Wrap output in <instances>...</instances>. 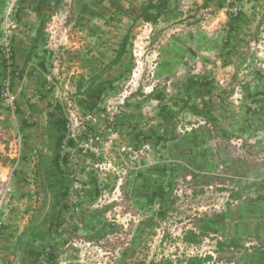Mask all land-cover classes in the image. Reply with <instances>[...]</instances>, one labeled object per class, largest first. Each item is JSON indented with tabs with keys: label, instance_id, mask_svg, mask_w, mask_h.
Instances as JSON below:
<instances>
[{
	"label": "rangeland",
	"instance_id": "1",
	"mask_svg": "<svg viewBox=\"0 0 264 264\" xmlns=\"http://www.w3.org/2000/svg\"><path fill=\"white\" fill-rule=\"evenodd\" d=\"M131 1L137 6L125 38L99 74L48 76L56 91L69 83L70 99L62 102L75 110L67 113L61 170L42 165L50 141H29L19 160L0 157L16 172L0 250L9 243L31 248L41 253L39 264H187L207 257L202 264H264V76L248 75L251 65L237 69L240 52L215 24L222 7L232 17L237 4L172 0L170 19L152 25L139 10L146 0ZM3 3L8 21L21 0ZM81 3L62 0L65 11ZM71 21L66 15L56 34L62 45L55 51L66 56V41L79 35L67 28ZM258 51L264 71V46ZM224 56L235 61L225 64ZM93 87L100 97L91 103ZM61 187L66 195H55ZM21 203L36 206H27L33 219L19 244L3 229L22 224L28 209L19 210ZM206 224L214 231L198 245L184 241Z\"/></svg>",
	"mask_w": 264,
	"mask_h": 264
},
{
	"label": "crops",
	"instance_id": "2",
	"mask_svg": "<svg viewBox=\"0 0 264 264\" xmlns=\"http://www.w3.org/2000/svg\"><path fill=\"white\" fill-rule=\"evenodd\" d=\"M4 1L0 0V135L8 136L5 135L6 138L2 139L5 140V144L0 140V150L1 147L4 148L0 157L15 159L12 148L17 135L23 136L24 147L21 151L23 156L29 141L36 140L38 144L51 141L57 118L61 116L66 121L69 118L67 113L75 112L70 109L71 105L67 107L58 98L61 91L57 89V92L50 87L48 76L60 74L64 78L83 76L89 79L99 74L104 65L114 60L116 44L125 38L124 32L127 31L125 29L137 4L131 0H81L82 3L74 8V11H65L62 0H21L15 9L10 10L12 12L10 16L14 18L4 21ZM234 2L239 7V13L228 17L227 9L222 7L215 24L221 22L223 25L221 29L226 34L225 43L240 53L236 57V62L235 57L229 56H224L222 60L225 64L231 63L232 60L237 69L241 70L251 65L252 70L247 74L252 75V78L256 75L264 76V71L260 69V61L263 59H259L261 55L258 51L264 46V0ZM66 15L76 18V21L67 24V28L79 33L77 38L73 37L75 40L66 41V48L72 50L67 56L55 51L62 45L61 41L56 39V34L64 28ZM169 19L168 14H165L159 23L162 24ZM48 48H52V51ZM7 50L11 51V65L6 58ZM252 64L259 65V69L255 66L253 69ZM6 82L10 84L15 110L6 106L3 100ZM74 91H78L77 86H72V93ZM2 159L0 178L5 180L11 174L13 180L15 169L4 164ZM27 204L36 206V203ZM28 205L21 203L16 207L25 210ZM27 209V215L21 217L22 224L12 228L11 233L6 228L3 229V234L7 232L9 239L14 236L19 244L33 219L32 209L30 207ZM4 236L6 237V234ZM13 247L12 243H9L8 250L7 248L0 250V264H39L31 248L20 251L16 245L13 244Z\"/></svg>",
	"mask_w": 264,
	"mask_h": 264
},
{
	"label": "trees",
	"instance_id": "3",
	"mask_svg": "<svg viewBox=\"0 0 264 264\" xmlns=\"http://www.w3.org/2000/svg\"><path fill=\"white\" fill-rule=\"evenodd\" d=\"M171 2L172 0H146V3L143 4L139 9L141 13L142 21L144 23H150L152 25H157L160 19L167 13ZM77 89H78V92L81 91L82 89L81 83L77 86ZM102 89L103 87L100 86L101 91ZM95 97H100V94L98 91H94V87H93V89L91 88L87 92L86 99L92 103L93 98ZM54 128H55V132L53 136L50 135L51 141H50V144L48 145V149H50L51 151L50 156H46L42 158L44 161V163L42 162V165L47 164L48 166L53 167V169L55 170H58V169L61 170L63 162H62V156H61L60 150L63 146V142L65 139V130H66L65 119H63V117L61 118V116L58 117L57 122L54 124ZM63 161L66 162L65 159ZM57 174L61 175L60 172H58ZM57 174L55 175V177H58ZM59 192H57L55 195H64V196L66 195V190L63 187L60 188ZM213 231L214 229L209 224H206L202 227L201 232L199 234L194 231H189L186 234L184 241L187 244L198 245L202 241V238L207 237L210 234V232H213ZM233 242L235 243V241ZM219 244L223 246L222 243H219ZM33 256L36 260H38L39 257L41 256V253L34 252ZM52 258H53V254L51 253L49 256H47L46 260L52 261L53 260ZM210 259L211 257H207L205 259L194 258L192 260H189L187 264H202L206 260H210ZM158 264H173V262L169 259L167 260L165 259V260L160 261Z\"/></svg>",
	"mask_w": 264,
	"mask_h": 264
},
{
	"label": "built area",
	"instance_id": "4",
	"mask_svg": "<svg viewBox=\"0 0 264 264\" xmlns=\"http://www.w3.org/2000/svg\"><path fill=\"white\" fill-rule=\"evenodd\" d=\"M231 11L234 15H237L239 13V7L236 6L232 8ZM6 58L8 62L12 64V57H11L10 50L6 51ZM48 81L52 83V78L48 77ZM4 87L5 88L3 90V95H2L3 100L6 106H8L11 110H15L14 98H13V95L11 94L9 82H6ZM70 92L71 91L69 88V83L65 84L58 98L61 100L68 101L70 99ZM22 147H23V136L22 134H19L15 137V144H14V147L12 148L13 150L12 155L14 156L16 160L20 159ZM11 176L12 175L10 174L9 177L6 178L5 180L0 178V231L3 228L4 223H5L4 222L5 211L10 206V202L13 196L12 188L10 184Z\"/></svg>",
	"mask_w": 264,
	"mask_h": 264
}]
</instances>
